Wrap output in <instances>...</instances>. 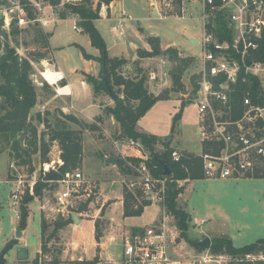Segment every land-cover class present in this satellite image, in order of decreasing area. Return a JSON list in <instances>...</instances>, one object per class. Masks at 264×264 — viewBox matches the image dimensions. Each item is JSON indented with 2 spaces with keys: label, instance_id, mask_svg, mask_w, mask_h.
<instances>
[{
  "label": "rangeland",
  "instance_id": "374dc122",
  "mask_svg": "<svg viewBox=\"0 0 264 264\" xmlns=\"http://www.w3.org/2000/svg\"><path fill=\"white\" fill-rule=\"evenodd\" d=\"M90 1L94 6V0ZM142 1V8L134 12L127 5L126 8L124 7L132 21L126 24L124 36L121 38L111 34V22L105 17L101 16V18L96 19L94 24L103 36L110 55L122 54L128 58H135L136 47L147 48V36L155 35L161 41L162 50L174 48L178 51L179 57L191 59L181 76L183 84L181 89L172 88L170 71L175 63L172 61L170 54L155 56L156 60L143 66L145 74L147 73L146 85L148 89L154 94H164L165 92L167 97L158 100L137 121L136 127L137 131L158 137L157 150L163 148V143L169 142L171 147L197 154L200 152V136L193 96L195 88L194 77L199 70V58L202 54L200 44L202 29L199 9L188 10V14L184 17L169 16L159 20L156 11L149 10L147 1ZM61 6L59 4L57 7L59 16ZM76 19L72 17L60 19L53 28L49 27L52 32L49 42L53 49V53H50V56L53 58L54 54V61L65 72H68L71 77H75L73 71L76 69L93 70L92 66L85 60L86 58L83 57L80 49L73 45L74 43L80 44L84 51L86 49L90 52L85 51L92 57L95 56L91 53L97 54V49L90 45L89 38L83 28L80 26L81 31L73 29L72 26L74 24L77 23L79 25V20L76 21ZM33 31L34 26L21 30L15 37L10 34L6 38L3 36L0 38V45L7 41L10 46L15 45L21 54L29 55L30 51L40 48V45L32 41ZM189 36L196 38L198 40L197 44L189 43ZM92 59L88 58V60ZM46 63L48 61L44 59H40L37 62L33 61L34 72L31 74V78L34 81L37 79L41 84L38 85L33 81L38 88V97L33 110L31 109L30 111V116L37 125L38 133L47 143H50L49 128L53 127L56 118L61 117L60 111L64 112L61 107L70 103H68V99L56 96L55 90L40 77L39 72ZM149 69L153 73L149 74ZM93 75L95 76V74ZM151 76L154 79H151ZM43 85H48L49 88H43ZM117 88L113 89L120 95L116 90ZM100 95L97 101H102L105 106H114L115 101L109 97L106 91L101 92ZM46 101L47 103H45ZM74 105L77 108L75 109L77 113H74V115L83 124L78 126L66 121V126L72 130L79 131L81 163L72 169L70 173L81 172L86 182L79 188V197L73 196L70 198L67 209L63 211L58 210L57 204V193L62 190V186H57L47 181L46 175L48 172L43 174L39 169L42 162L57 159L61 155V152L58 151L60 150L58 142L54 140L49 144V151L45 157L39 154L32 155L30 167L33 170L30 171L28 165L19 167L15 165V160L10 155V146L6 145V141L0 135V250L9 241L17 240L16 245L26 247L29 253L27 261H19L16 259L13 249L9 250L5 255V264H32L37 253H39V264H47L52 255L60 259V264H72L80 256L86 259L85 256L89 258L93 254H95L94 257L96 259H99L100 250L101 258L110 256L117 258L120 256L122 249V237L131 234L134 229H144L134 227L152 226L163 215L160 204L149 203L148 201L149 204L144 207L140 215L123 216L121 210L123 212L124 192L129 191L132 193L138 202L147 200L144 199L135 185L137 183L135 182L137 172L128 164V161L126 163L131 171L130 173L123 172L114 163L115 159L114 162H106L107 157L105 155L125 160V157H128V154L131 155L133 151L128 149L121 153L112 144L113 139L122 140L126 138L121 133L118 134L120 127L113 116H109L101 124L96 123L95 117L92 116L97 114L98 108L96 104H92V101L88 103L87 96L80 98L78 101L75 100ZM64 113L73 114V112L67 111ZM36 115H40V122L36 121ZM46 123L49 128H46ZM11 163H14L24 179H31V176H34V185L37 182L48 183L47 188L42 190L41 200H39L46 205L41 212V215L48 223L46 237L53 230L52 223L59 217H71V222L68 224H72V214L84 218L81 223L82 230H74L68 233L67 225L64 226L57 231L56 237L47 241L48 252H41V225L40 214L36 210L37 202L33 201V199L27 204L29 213L26 227L23 230L18 227L20 219L15 217L11 208L9 197L12 186L4 183L11 176ZM130 181L134 182L133 186L130 185ZM179 184H182V182ZM116 192L121 194L122 209L119 203L112 205L115 200L113 196L118 195L115 194ZM87 193H89V196ZM103 194H109L111 198L106 201L104 200L106 196H103ZM181 194L182 196L177 199V206L184 208L192 217L187 230V236L190 239L197 241L205 236L212 239L224 234L232 240V244L235 247L254 243L260 238L264 239V177L194 179L186 183ZM36 198L39 199L38 196ZM101 203L103 204L102 206ZM14 208L17 209L16 206ZM96 208L101 209L96 212ZM19 213L21 216V209ZM93 218L98 220L99 240H96L95 234L93 235L91 222L85 220ZM170 220L171 222L167 226L175 227L174 219L170 218ZM17 229L21 231L19 236H16ZM112 236L113 239L109 240V237ZM174 236V243L169 245V253L173 259L181 261L182 264H191L193 258L209 252L208 249L201 251L195 249L182 238L178 240L179 231L177 228H175ZM69 240L74 241L75 246L67 244ZM99 244L100 246L104 245V247H100ZM84 251H86L85 256ZM94 257L87 260H91ZM215 258H218L221 263L212 260L207 264H264V253H258L254 257L245 258L244 260L232 258L226 254L215 255Z\"/></svg>",
  "mask_w": 264,
  "mask_h": 264
},
{
  "label": "built area",
  "instance_id": "2783aa9c",
  "mask_svg": "<svg viewBox=\"0 0 264 264\" xmlns=\"http://www.w3.org/2000/svg\"><path fill=\"white\" fill-rule=\"evenodd\" d=\"M60 1L62 5L64 1L70 0ZM148 1L159 19L184 17L188 10L199 9L200 12L202 54L199 70L194 77L193 99L200 136V152L197 155L201 158L204 178L264 176V53L260 55L264 40V0ZM57 7L49 0H0V29L9 35L11 24H15L19 29L38 26L44 31L60 20ZM121 15L122 23L127 16L125 9L121 10ZM218 16L223 17L231 31L230 40H221L216 34ZM72 27L81 31L77 24ZM16 50L20 56H25L18 48ZM48 64L49 68L44 66L39 75L58 92L64 74L53 63ZM47 69L50 70L49 75L54 73L56 77L50 80L45 76ZM34 82L41 84L37 79ZM240 83L245 88L242 90L240 104L236 105L233 96L240 89ZM119 142L139 153L133 155L139 158V162L128 161L137 172L135 185L147 200L143 201L162 206L163 215L152 226L122 237L119 257L100 259L94 264H182L169 253V245L175 240L176 226H167L171 222L170 218H173L166 208L167 176L152 174L146 164L149 152L140 141L124 138ZM183 157L184 153L180 149L173 147L170 151L172 161L180 162ZM62 164L63 160L59 156L42 162L39 169L45 174L60 170ZM10 166L11 176L4 183L12 186L9 200L15 217L19 219L23 196L26 192L33 195L35 181L34 176L24 179L14 163ZM47 181L62 186V190L57 193L59 211L67 209L70 198L79 197V188L86 182L79 171L72 174L68 172L61 179ZM182 181H178V184ZM130 185L133 186L134 182L130 181ZM254 256L247 255L245 258ZM212 260L221 263L215 255L206 252L193 258L191 264H207Z\"/></svg>",
  "mask_w": 264,
  "mask_h": 264
},
{
  "label": "trees",
  "instance_id": "16d2710c",
  "mask_svg": "<svg viewBox=\"0 0 264 264\" xmlns=\"http://www.w3.org/2000/svg\"><path fill=\"white\" fill-rule=\"evenodd\" d=\"M54 6L60 4V0H49ZM114 0H97L95 6L90 0H70L64 1L59 14L61 19L68 17L77 18L79 26L87 34L90 44L98 50V55L92 57L79 46L84 58H93L99 65L98 75L94 76L89 73H83L84 79L92 87L95 95L106 91L104 85V77L109 81L112 88L118 87L116 90L120 93V97L114 102V106H105L102 108V114L111 115L117 121L120 127V133L126 138H131L140 141L145 149L149 152L146 164L154 176H160L163 172V167L159 160L164 161L170 174L167 175V190H166V208L167 212L173 217L175 226L179 231V239H183L197 250L204 248L196 243L195 240L187 236L188 224L192 221V217L184 208L177 206V199L184 190V185H179L178 181L194 180L204 178L202 171L201 158L192 152L183 151L184 157L180 162L172 161L170 151L173 149L169 142L163 143L164 150H157L156 145L159 139L156 135L147 134L137 131V121L145 115V113L158 101L167 97V93L154 94L149 91L146 81L147 75L145 70L140 66V59L146 57H155L165 54H170L172 61L175 63L170 71L173 89L183 88L181 76L189 65L190 58L179 57L178 51L174 48L161 49L160 39L157 36H148L147 43L150 50L137 49L138 58L129 60L123 57H111L108 53L107 45L96 28L94 21L99 18V12L102 5H109ZM15 24H11L9 34L13 37L17 36L21 30ZM216 34L221 40H230L232 37L231 31L227 28L226 21L223 17L216 18ZM5 38L8 36L4 30L0 29V36ZM49 33L44 32L41 28L34 26L32 41L40 45L38 50L30 51L29 55L20 56L16 52V46H10L6 41L0 45V135L6 141V145L10 146L11 157L15 160L16 166H31L32 155L39 154L45 157L49 151V144L56 140L60 146L61 159L63 164L58 171H50L47 173V180H58L64 177L72 169L76 168L81 163V145L79 142V131L72 130L66 126V121L81 126L83 122L72 113H64L60 111V118H56L55 124L49 128L46 123V128H49L50 138L47 143L38 133L37 125L33 122L30 116V111L37 102V86L34 84L31 74L34 72L33 61L46 60L54 63V59L50 56L51 47L48 43ZM1 43V41H0ZM264 53V40L260 48V55ZM32 62V63H31ZM128 66L131 68L128 69ZM50 80L55 78L57 74L49 75V72L44 73ZM195 85V84H194ZM240 89L234 94L236 105L240 104L242 90L244 84H239ZM43 88H49L48 85H43ZM60 92H65L66 88L59 86ZM195 90V88H194ZM108 93V92H107ZM101 115L95 120H100ZM176 119V117H175ZM36 121L40 122V115H36ZM94 127V126H93ZM127 161L131 163L139 162V158L128 156L124 159L115 158L117 164L123 172H131L127 166ZM33 169L30 167V171ZM264 177V176H256ZM55 184V183H54ZM56 185V184H55ZM48 183L37 182L34 185L33 195L23 197L21 204V216L18 227L24 229L27 223L28 206L36 196L41 197L42 190L47 188ZM148 202H138L134 195L129 191L124 192L123 200V216H138ZM71 222V217H59L53 224V230L47 235L46 227L48 225L44 217L41 218V252L47 253V241L50 238L56 237L59 229L68 225ZM137 230L134 229L133 232ZM142 230V229H141ZM140 230V231H141ZM95 238L99 240L100 233L98 230V220L95 222ZM209 252L213 255H229L232 258L244 260L247 255H257L264 253V239L260 238L254 243L235 247L232 240L227 235L213 237ZM17 244V240H11L4 245L0 250V264H5V255L9 250ZM98 259L94 257L91 260L83 259L72 262V264H94ZM32 264H39V253L33 259ZM47 264H60V259L52 255ZM249 264V263H243Z\"/></svg>",
  "mask_w": 264,
  "mask_h": 264
},
{
  "label": "crops",
  "instance_id": "0c3cea01",
  "mask_svg": "<svg viewBox=\"0 0 264 264\" xmlns=\"http://www.w3.org/2000/svg\"><path fill=\"white\" fill-rule=\"evenodd\" d=\"M96 1L97 0H94V6H95V3H96ZM147 1V8L149 9V10H153L150 6H149V1L148 0H146ZM143 1L142 0H114V1H112L109 5H102L101 6V8H100V12H99V18H101V16H103V17H105L106 19H108L110 22H111V25H110V32H111V34L113 35V36H115V37H119V38H121V37H123L124 36V31H125V26H126V24L129 22V21H132V18L130 17V15L127 13V16H129V18H126L125 19V17H127V16H125L124 17V21L121 23V21H120V19L122 18V15H121V10L122 9H125L126 8V5L128 6V8L129 9H131V10H133L132 12H134V11H136V10H139L140 8H142V3ZM129 5H131V6H129ZM125 7V8H124ZM157 15V14H156ZM98 18V19H99ZM157 18H158V16H157ZM61 19V18H60ZM74 19H76V18H74ZM159 19V18H158ZM159 20H163V19H159ZM76 21H77V19H76ZM77 24V23H76ZM55 26V25H54ZM79 26V25H78ZM80 27V26H79ZM50 28H53V26H51ZM45 30H47V31H45ZM44 30V32H47V33H49L50 34V36H51V31H50V29H49V27L48 28H46ZM99 31V30H98ZM101 34V33H100ZM50 36L48 37V43H49V45H50V47H51V50H52V53H53V49H52V46H51V44H50V42H49V39H50ZM149 36H155V35H149ZM103 37V36H102ZM148 37V36H147ZM158 37V36H157ZM190 38H193V39H195L196 40V38H194V37H192V36H189V38L188 39H190ZM147 39V38H146ZM147 41V40H146ZM161 42V41H160ZM89 43H90V41H89ZM148 44V43H147ZM191 44H197V40H196V42L195 43H191ZM72 45V44H71ZM73 45H79L80 46V44H78V43H74ZM91 45V44H90ZM92 46V45H91ZM148 47L146 48V47H143V48H141V47H136V57L135 58H128V57H125L124 55H122V54H120V55H110L111 57H123V58H126V59H129V60H135V59H137L138 58V56H137V49H139V48H141V49H145V50H150V46H149V44L147 45ZM161 46V45H160ZM78 47V46H77ZM82 47V46H81ZM93 47V46H92ZM83 48V47H82ZM84 49V48H83ZM96 49V48H95ZM85 51H87L86 49H85ZM88 52V51H87ZM88 53H90V52H88ZM109 53V52H108ZM92 55H94V56H97L98 55V50H97V54H94V53H91ZM53 59H54V54H53ZM87 62H88V64H90L91 66H92V68H93V70L92 71H89V70H78V69H76V70H74L73 72H74V76L75 77H71L70 75H69V73L68 72H65V70L58 64V63H56L55 61H54V63H53V65L58 69V70H60L63 74H64V79L61 81V83H60V86H64V88H66V91L65 92H60L59 90H58V88H57V90H58V92L55 90V89H53V90H55V92H56V96H60V97H63V98H66V99H68V103H70L69 105H67V106H63V107H61V109L64 111V112H73V115H74V113L76 114L77 112H76V110L75 109H77L76 107H75V105H74V102H75V100H79L80 98H84V96H87L88 97V103H90L91 101H92V104H96L97 105V108H98V112H97V114H95L94 116H92V117H97V116H99V115H101V119L100 120H96V123H98V124H101V123H103L104 122V120L105 119H107L109 116H111V115H104V114H102V108L105 106L103 103H102V101H97V98L98 97H100L101 95H100V93L99 94H97V95H95L94 93H93V90H92V87H91V85L89 84V83H87L86 81H85V79H84V76H83V73L85 72V73H89V74H91L92 73V75L93 74H95V76H96V74H98V71H99V65H98V63L94 60V59H92V60H88V59H85ZM154 60H156V57H146V58H141L140 59V66L144 69V65H146V64H150L151 62H153ZM45 66H48V63H46L45 64ZM47 68H49V67H47ZM128 69H130L131 70V68L128 66ZM49 69H47V71L46 72H49L48 71ZM147 72V71H146ZM151 73H153V71H151L150 69H149V74H151ZM54 74V73H53ZM146 75H147V73H146ZM151 79H154V77H150ZM157 85V84H156ZM150 91V90H149ZM151 92V91H150ZM158 94V93H157ZM120 96V95H119ZM45 103H47V101L45 102ZM90 105V104H89ZM33 110V109H32ZM92 117H90V118H92ZM112 117V116H111ZM89 119V118H88ZM114 120V119H113ZM136 129H137V127H136ZM120 133V131H118V134ZM119 140L120 139H113L112 140V144L114 145V147L118 150V151H121V153L122 152H124V151H126V150H128V149H130L131 151H133V153L130 155V154H128V156H133V155H138L139 153H137L134 149H132V148H130V147H127L125 144H123V143H121V142H119ZM121 147H122V149H121ZM59 152H60V150H58ZM125 154H127V153H125ZM105 157H107L108 158V155H105ZM190 181V180H189ZM188 180H185V181H182V184L181 185H184V188H185V186H186V183H188L189 182ZM184 182V183H183ZM99 190H100V187H99ZM115 194H118V195H116V196H113V198L115 199L113 202H112V205H114V204H117V203H119L120 204V206H121V209H122V202H121V194H119L118 192H116ZM103 196H106V198L104 199V200H108V198H111L110 196L111 195H109V194H103ZM182 196V194H180L179 195V197H181ZM41 197H39V199L38 198H34V200L33 201H36L37 202V208H36V210L39 212V214H40V221H41V218L43 217V215H41V212H42V210H44V208H45V204H44V202L43 201H39V200H41L40 199ZM103 204L101 203V206H102ZM30 206V205H29ZM101 208H96V212H99V210H100ZM41 210V211H40ZM29 213V212H28ZM121 213H123L122 212V210H121ZM82 220H84V218H81V217H78V222H75L74 220H73V223L72 224H68L67 226H66V228H67V231H68V233L70 232V231H74V230H76V231H81L82 230V226H81V223H82ZM85 220H89L90 222H91V225H92V232H93V235L95 234L94 232H95V219L93 218V219H85ZM77 223V224H76ZM134 228H145V227H134ZM13 229L15 230V228L13 227ZM95 236V235H94ZM113 239V236L112 237H109V240H112ZM79 242V241H78ZM122 243V242H121ZM19 244V243H18ZM67 244H73V245H71V246H75L74 244H75V242L74 241H70L69 240V242L67 243ZM99 246H100V244H99ZM102 247H104V245H101ZM100 246V247H101ZM18 247V245H16L14 248H12L13 249V251H14V254L16 255V248ZM11 249V250H12ZM101 251V250H100ZM100 251H99V259L98 260H100V259H106V258H110V257H106V258H101V256H100ZM85 252L86 251H84V256H85ZM95 256V254H93L92 255V257H94ZM92 257H89V258H87L86 256H85V258L86 259H90V258H92ZM28 258H29V253H28ZM113 258V257H112ZM115 258V257H114ZM78 260H83V256H80V257H78L77 258ZM28 260V259H27ZM26 260V261H27Z\"/></svg>",
  "mask_w": 264,
  "mask_h": 264
},
{
  "label": "water",
  "instance_id": "95a60500",
  "mask_svg": "<svg viewBox=\"0 0 264 264\" xmlns=\"http://www.w3.org/2000/svg\"><path fill=\"white\" fill-rule=\"evenodd\" d=\"M189 43H195L196 40L193 38L188 39ZM104 85L107 89L108 95L109 97L113 100L116 101L120 96L119 94H117L114 89L112 88V86L110 85L109 81L104 77ZM50 126V125H49ZM114 157L110 156L106 159V162H114ZM159 163L162 165L163 167V172L162 175L167 176L170 174V170L167 166V164L162 161L159 160ZM61 168V167H60ZM72 218L75 222H78V217L76 214H72ZM21 234L20 229H17V234L16 236H19ZM196 243L200 246H202L204 249H209L210 245H211V240L208 236H205L203 238H200L199 240L196 241ZM16 259L19 261H26L28 259V249L24 246H18L16 248Z\"/></svg>",
  "mask_w": 264,
  "mask_h": 264
},
{
  "label": "bare ground",
  "instance_id": "6f19581e",
  "mask_svg": "<svg viewBox=\"0 0 264 264\" xmlns=\"http://www.w3.org/2000/svg\"><path fill=\"white\" fill-rule=\"evenodd\" d=\"M47 67H49V64H48V66Z\"/></svg>",
  "mask_w": 264,
  "mask_h": 264
}]
</instances>
